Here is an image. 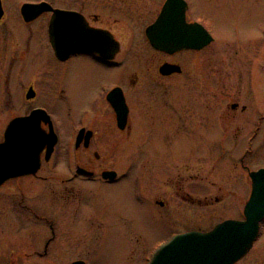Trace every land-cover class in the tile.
Listing matches in <instances>:
<instances>
[{"label":"flooded vegetation","instance_id":"af4514ba","mask_svg":"<svg viewBox=\"0 0 264 264\" xmlns=\"http://www.w3.org/2000/svg\"><path fill=\"white\" fill-rule=\"evenodd\" d=\"M1 1L0 144L14 139L17 153L11 157V143L0 158V257L12 259L3 264H93L96 242L108 235L99 210L105 184L132 181L130 199L138 200L147 218L173 229L192 226L197 205H211L212 198L199 197L193 186L216 185L217 164L231 163L239 173L228 187L231 195L243 193L246 171L251 188L250 171L262 167L253 168L248 159L264 147V26L243 35L234 22L222 35L215 18L196 15L192 1L184 0L171 11L170 23L194 46L171 52L155 47L147 34L167 0H32L19 7L18 0ZM42 2L53 9L27 21L22 5ZM54 9L65 13L57 27L67 40L62 57L50 42ZM86 30L91 36L74 51L69 41ZM80 59L101 69L103 80L86 82L89 97L77 102L72 117L69 91ZM37 112L39 122L8 131L14 118ZM6 114L12 117L3 123ZM58 115L71 116L72 123L65 128ZM112 132L120 133V143ZM152 141L165 142L166 153L156 144L148 147ZM177 143L189 151L180 153ZM85 195L88 203L96 200L91 209ZM228 218L241 217L216 223ZM119 224L126 242L144 237L128 212Z\"/></svg>","mask_w":264,"mask_h":264},{"label":"rangeland","instance_id":"374dc122","mask_svg":"<svg viewBox=\"0 0 264 264\" xmlns=\"http://www.w3.org/2000/svg\"><path fill=\"white\" fill-rule=\"evenodd\" d=\"M10 2L13 0H5ZM32 1V0H18L17 6L19 7L22 2ZM55 4H61L63 0H55ZM192 1V10L198 16H203L209 18L213 17L217 20V27L219 31H224L222 35L230 32L231 25L234 22H237L240 28H242V34H245V31H254L259 27L264 26V0H191ZM16 4V3H15ZM64 4V3H63ZM18 29L21 24L16 23ZM13 27H15L13 25ZM23 28V26H22ZM224 29V30H223ZM16 30H13L15 32ZM4 35L3 37H6ZM0 42H2L0 37ZM83 63V64H82ZM78 67L77 73L78 76L75 80V88L70 89L69 91V100L68 103L70 106L74 107L72 112V117H76L78 114L76 112L75 106L77 102L81 104V99L89 97V94L86 90V82L91 79L94 80V84H98L103 80V72L100 69L99 71L89 65L87 62H83L82 59L77 61L76 68ZM71 116H62L58 115V120L64 123V127L67 128L72 123ZM12 115L6 114L3 116V123L7 122ZM56 118V119H57ZM114 134V142L120 143V133L112 132ZM155 145L158 149L157 152L166 153V143H155L152 141L147 144ZM178 146L175 149H179L180 153L188 152L189 147L184 143H177ZM110 145H105L104 149H109ZM118 148V145L117 147ZM122 147L117 149V154L126 156L122 151ZM258 152L255 154L254 158L248 159L249 165L256 167H264V147L262 149L257 148ZM123 152V153H122ZM109 153V150L107 152ZM124 167L126 163H123ZM182 163L181 166H184ZM190 167L194 168V163L188 164ZM197 168L203 165L202 162L196 163ZM124 167H121L122 171ZM231 163H219L213 172V180L216 181V185L211 186L210 189H207L204 185L200 186V183H196L193 187L197 195L201 198H204L205 195H208V198H212V203L210 206H201L197 205L196 207V223L192 226L180 225L177 227L171 228L159 222L147 218L142 209H140L141 204L138 200L134 201L130 199L129 196V186H132V181L127 183L123 181L119 184H105L99 190V210L104 209V225H107V237H101L100 242H96L97 249L90 255L91 262L93 264H144V258L149 256L153 248L157 247L160 243H164L166 238L169 237L173 230L183 231L186 229H200L208 230L213 226V223L220 220L221 218L227 217L229 215L242 217V200H244V205L250 196V183L247 171L244 172V185L243 193L240 195H231L230 191L234 188H228L232 181L237 179L238 174L232 171ZM56 180V179H54ZM210 183V182H209ZM93 185V184H92ZM236 184L234 185V187ZM217 198L218 201H217ZM86 208H92L93 203L96 202L95 198L92 197L90 202L86 200ZM128 212L134 220V227L142 234L144 237L139 239L137 242L134 239L131 242H126L125 240L119 237L121 233V226L119 224V216L125 215ZM170 233V234H169ZM135 237H138V233L132 232ZM106 235V234H105ZM125 238V237H124ZM1 240V237H0ZM0 243V248H1ZM5 249L7 247L5 245ZM131 250L133 252H131ZM140 250V251H139ZM137 252V253H136ZM6 262H11L12 259L9 256L8 258L0 257V264ZM19 262V261H18ZM16 262L15 264H19ZM13 264V263H12ZM20 264H31L27 259L20 261ZM238 264H264V223L262 226V232L260 237L257 239L254 247L250 252L243 257Z\"/></svg>","mask_w":264,"mask_h":264},{"label":"water","instance_id":"95a60500","mask_svg":"<svg viewBox=\"0 0 264 264\" xmlns=\"http://www.w3.org/2000/svg\"><path fill=\"white\" fill-rule=\"evenodd\" d=\"M178 2H181V6L185 5L184 0H168L163 10V17L148 29V37L157 48L172 52L174 49L194 46V44L185 43L183 39L186 33L181 30L180 34H176L173 23H170L171 17L169 16ZM48 9L53 8L46 2L41 4L27 3L23 5L22 13L25 19L30 21ZM3 12L2 1L0 0V19ZM64 14V11L54 9L50 26L51 43L60 57L65 52V41L67 42V40H64L62 31L57 27H61V19ZM80 18L83 21V18ZM164 21L167 22L165 25ZM91 34L87 30L85 33L81 32V39L70 40L69 45L73 46L74 51L79 50L80 47L78 46L82 43L81 41L84 37L89 39ZM177 35L179 42L176 41ZM41 118L42 114L37 112L26 118L14 119L9 126V131H13L18 124L39 122ZM45 119L51 122L50 116L47 115ZM54 143L55 140L49 145V151ZM6 145H11L9 146L12 148L11 157L16 156L14 139L11 142L10 138H7L6 143L0 145V158L7 149L2 146ZM113 173H105L104 175L105 177H112ZM250 176L252 178V193L245 206L244 220L228 219L217 224L208 232L189 231L177 234L156 250L148 264H236L243 258L259 236L261 222L264 219V169L251 172Z\"/></svg>","mask_w":264,"mask_h":264}]
</instances>
